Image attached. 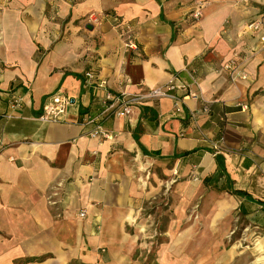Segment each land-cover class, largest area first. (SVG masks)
<instances>
[{
  "label": "crops",
  "instance_id": "crops-1",
  "mask_svg": "<svg viewBox=\"0 0 264 264\" xmlns=\"http://www.w3.org/2000/svg\"><path fill=\"white\" fill-rule=\"evenodd\" d=\"M193 1L0 0V264H140L125 227L160 192L145 186L146 173L160 180L155 170L212 178L226 195L222 215L264 226V0H202L198 20ZM124 23L137 49L125 51ZM230 59L244 78L223 68ZM87 71L117 94L173 79L195 97L175 88L178 109L164 96L117 116L84 86ZM58 90L75 102L61 119L39 120ZM84 113L113 140L90 137Z\"/></svg>",
  "mask_w": 264,
  "mask_h": 264
},
{
  "label": "rangeland",
  "instance_id": "rangeland-1",
  "mask_svg": "<svg viewBox=\"0 0 264 264\" xmlns=\"http://www.w3.org/2000/svg\"><path fill=\"white\" fill-rule=\"evenodd\" d=\"M155 171L160 180L146 173L145 186L155 183L160 192L144 199L125 227L137 239L134 259L140 264H257L264 256V226L251 225L237 210L222 215L226 195L212 178L189 174L179 181L172 171Z\"/></svg>",
  "mask_w": 264,
  "mask_h": 264
},
{
  "label": "built area",
  "instance_id": "built-area-1",
  "mask_svg": "<svg viewBox=\"0 0 264 264\" xmlns=\"http://www.w3.org/2000/svg\"><path fill=\"white\" fill-rule=\"evenodd\" d=\"M203 7L204 3L202 2V0L194 1V6L191 10V15L195 20H198L201 16ZM89 19L91 22L97 20L94 14H89ZM261 24L262 17L256 20H252L247 24V27L250 29H256ZM118 31L122 36V44L125 51L137 49L136 39L134 37V34L131 32L128 24L124 23L121 26L119 25ZM223 68L230 70V75L233 79L238 77H245L244 74H239V72L237 71V66L235 64L234 59L228 60L223 65ZM84 86H91L95 91H98L97 97L100 103L105 107H111L113 104H116L115 114L117 116H122L126 118H129L132 115V111L139 101L146 99H158L160 97L170 96L174 102V108L178 109L179 98L176 95L172 94V91L175 88L184 89V97H195V95L191 94V92H189L188 90L189 82L184 80H181V83L177 85L175 84L173 79H170L166 83L160 84L154 88H150L144 93L126 95L123 92L120 94L112 92L108 88L104 87L102 82L96 79L95 74L92 71H87L84 75ZM9 102L10 105L15 108L21 105L22 99L20 96L17 95L11 97ZM74 102V96L69 95L66 92L60 90L55 91L45 98L41 106V112L38 115V119L41 121L59 120L63 117L67 108ZM238 105H240L242 108L246 107L245 104L238 103ZM203 110L207 112L208 107L204 106ZM11 115L12 114L9 113L6 115V117H10ZM81 121L84 124H93L92 129L88 133L90 137L96 138L100 141L113 140L115 136L114 133L111 130L104 128L101 124L95 122V117H92L90 114L84 113ZM191 176L193 180H198L200 177L197 173H193ZM78 215L80 217H83L85 215V210H80Z\"/></svg>",
  "mask_w": 264,
  "mask_h": 264
},
{
  "label": "trees",
  "instance_id": "trees-1",
  "mask_svg": "<svg viewBox=\"0 0 264 264\" xmlns=\"http://www.w3.org/2000/svg\"><path fill=\"white\" fill-rule=\"evenodd\" d=\"M187 152H184V154H186ZM215 162H216V167L219 170V174L222 173L223 171V166H222V162H221V156L219 154H215ZM203 180H207V177H204ZM220 189H224V187H219ZM226 189V188H225ZM232 191L234 194H242V195H246V193L244 191L238 190V189H232L229 190Z\"/></svg>",
  "mask_w": 264,
  "mask_h": 264
},
{
  "label": "water",
  "instance_id": "water-1",
  "mask_svg": "<svg viewBox=\"0 0 264 264\" xmlns=\"http://www.w3.org/2000/svg\"><path fill=\"white\" fill-rule=\"evenodd\" d=\"M86 28L91 29L92 26L91 25H86Z\"/></svg>",
  "mask_w": 264,
  "mask_h": 264
}]
</instances>
